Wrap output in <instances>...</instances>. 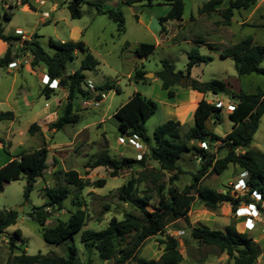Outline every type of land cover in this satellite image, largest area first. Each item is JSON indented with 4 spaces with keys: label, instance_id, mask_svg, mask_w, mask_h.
<instances>
[{
    "label": "rangeland",
    "instance_id": "obj_1",
    "mask_svg": "<svg viewBox=\"0 0 264 264\" xmlns=\"http://www.w3.org/2000/svg\"><path fill=\"white\" fill-rule=\"evenodd\" d=\"M182 1L184 10L181 20L160 24L159 17L165 15L169 6L157 2L151 5L144 2L126 5L123 0H85L79 7L80 17L72 19L67 8L69 0H44L43 5L33 3L32 0L34 8L28 11L22 10L21 5H17L15 0H0V25L4 33L16 32V35H20L18 34L20 32L28 38L23 40H36L49 53L53 51L48 43L50 39L54 42L81 40L86 50L99 62L95 69L83 71L84 88H87V84L99 86L105 82H113L120 89L119 92L113 89L102 92V98L97 100L98 106H86L83 104V98L77 96L73 100L72 112L77 113L78 121L66 124L59 130L49 129L48 124L61 114L67 101L66 89L57 87L53 89L50 98H45L40 91L43 86L40 76L45 72L44 65L39 63L31 67L30 50L22 48L25 45L22 42L12 43V53L16 54L14 60H17L19 65L14 68L0 65V112L9 110L14 114L8 134H5L8 121H0L2 139L0 165L6 163L11 155H15L18 151L33 150L43 144L47 145L48 155L44 176L36 179L27 200L22 194L24 177L6 183L0 192V209H12L18 213L16 222L0 234V264H4L7 260L12 261L13 256L17 254V250L10 249L7 242V237L15 228L21 230L20 242L27 254L39 252L57 258L64 254L65 245L45 242L39 225L28 215L33 206H39L46 200L44 186H54L56 182L64 183L62 174H54L56 171L75 169L79 177L89 182L99 178L106 179L101 187L87 185L77 193L81 208L86 213L82 229H102L111 217L120 219L123 212L128 210H134L139 214L130 203L118 197L117 188L130 177L137 180V195L150 196V204L157 202L156 186L164 185L165 193L169 186H176L178 190H182L193 182L192 175L198 172L201 161L196 151L185 152L178 161V168L173 171L159 169L158 164L151 159L146 160L145 167L133 165L131 168L121 170L115 177L109 176L107 168H89L85 165L104 149L116 158L125 156L138 159L139 154L148 152V145L140 140L134 139L143 146L138 150L134 144L127 142L128 137L120 136L117 131V120L113 116L114 111L136 91L157 104L155 112L144 124L145 133L151 144H153L154 129L167 119H177L181 124L182 132L193 125V112L202 94L188 86L174 85L170 88L174 95L169 97L166 90L161 87L160 81L154 77V73L161 69V60H169L176 69H184L188 60L187 53L195 47L200 54L211 56L212 60L194 65L190 72L191 77L201 82L212 78L221 79L235 92L254 93L258 89L264 92V76L255 73L238 75L232 60L219 55L220 50L230 47L248 35L253 38V42L264 44V28L258 26L264 19V0H258L247 10L235 11L229 25L223 24L220 9L207 14L197 12L198 7L206 0ZM89 2L99 3L102 9L121 10L124 31L118 32L116 23L105 14L96 13V6ZM4 11L10 13L8 20L2 16ZM43 11L49 13L48 18L42 17ZM16 27L21 31H15ZM161 27L164 32L160 34ZM143 42L154 44L153 50L144 57L135 56L134 48ZM206 42L215 44L219 49L208 48L203 45ZM7 45L0 39V58ZM82 56V52H76L74 58L66 62L65 73L77 69ZM261 64L264 65V61ZM135 68L146 72L145 81L134 80ZM20 87L24 93L20 92ZM91 92L97 93L93 89ZM205 99L208 102L216 100L221 103V121L215 122L210 118L207 125L212 132L222 137L231 129V121L227 113L230 110L228 104L232 103L224 94L206 93ZM90 100L92 103L95 101L93 97ZM33 122L39 125V130L30 134L28 127ZM209 144V146L203 145L208 152L216 157L225 155L226 148H218L220 141L213 140ZM250 147L264 152V113L260 117ZM174 175L176 177H173ZM242 176L238 168L229 165L220 174H204L197 185L236 196L241 192L236 189L235 184ZM171 177L174 179L171 180ZM75 193L76 190L73 189L61 209L48 207L50 217L46 220V227L53 226L57 219L66 220L75 210L76 207L70 201ZM192 194L194 198L190 202L187 219L168 216L162 233L153 235L144 242L138 253L139 257L158 259L163 248V244H160L158 239L171 235L177 239L178 249L182 255V260L178 264L227 262L228 256L224 252L220 253L214 246L191 238L188 226L203 224L211 229L224 230L226 225L234 224L239 231H243L240 224L242 218L235 215L229 203L222 202L216 208L210 209L197 199L196 193ZM243 206L245 204L241 203L238 207ZM146 208L151 210L152 206L148 205ZM82 229L74 234L72 240L78 250L80 261L83 264L88 262L109 264L110 261H101L96 252H88L84 248L80 241ZM247 233L252 236L260 249V256L255 264H264V232L255 228ZM127 264L135 263L130 261Z\"/></svg>",
    "mask_w": 264,
    "mask_h": 264
},
{
    "label": "trees",
    "instance_id": "obj_2",
    "mask_svg": "<svg viewBox=\"0 0 264 264\" xmlns=\"http://www.w3.org/2000/svg\"><path fill=\"white\" fill-rule=\"evenodd\" d=\"M123 1L126 5L136 2H144L147 5L154 2L168 5L169 8L165 15L159 17L160 24L166 21H180L184 10L182 0ZM84 2L85 0H69L67 8L72 19L80 17L79 7ZM255 2L256 0H206L198 7L197 12L207 14L220 9L219 13L223 23L229 24L235 11L248 9ZM20 3L29 4L28 0H21ZM89 4L96 6V13L105 14L113 20L118 32L124 31V18L121 10L102 9L97 2H89ZM29 7L32 8L30 4ZM2 16L7 20L10 18L7 12H4ZM258 26L264 28V19ZM159 32L160 34L164 32L163 27L159 29ZM0 39L8 44L0 58V65L6 66L16 57V54L12 53V43L14 41L19 43L22 40L19 35L4 33L1 25ZM24 41L26 44L22 48H28L32 54L31 67L39 63L43 64L49 78L57 79V87L66 89L67 101L61 114L48 124L49 129L59 130L66 124L78 121L77 113L72 112L73 100L77 96L82 97L83 100H89L92 97L99 100L104 91L112 89L116 92L120 91L113 82H105L99 86L93 85V90L97 91L95 94L91 92L92 88L88 84L87 88H84L83 71L95 69L99 62L86 50L85 44L81 40L54 42L50 39L48 43L53 48L52 53L45 51L36 40ZM203 45L215 50L219 49L210 42L203 43ZM153 48L154 44L152 43H139L134 48L133 54L144 57ZM75 51L83 53L79 67L70 73H65V64L74 58ZM219 55L232 60L238 75L255 73L264 76V65L261 64L264 61V44L254 43L250 35L230 47L220 50ZM187 57L184 69H176V66L169 60H161V69L154 73V77L160 81L161 87L166 90L169 97L174 95L170 89L174 85L188 86L202 94L193 112V125L182 132L181 124L177 119H167L154 129L153 144H151L145 133L144 124L155 112L157 104L136 91L114 111L113 116L117 120V131L120 136L135 137L148 145V152L141 155L139 159L125 156L116 158L109 155L104 149L85 165L89 168H107L109 176L115 177L121 170L131 168L133 165L143 168L146 165V160L151 159L158 164L159 169L173 171L178 168V161L182 159L185 152L196 151L201 161L198 172L192 175L193 182L182 190H178L176 186H169L165 193L164 185L156 186L158 199L155 204H150V196L137 195V180L130 177L117 188L118 197L130 203L139 214L134 210H128L123 212L120 219L111 217L102 229H82L86 213L81 208L77 193L87 185L101 187L105 184L106 179L99 178L89 182L79 177L75 169L56 171L54 174H62L64 183L56 182L54 186H44L43 192L46 200L39 206H33L28 215L39 225L41 236L45 242L65 245L64 254L58 258L42 255L39 252L27 254L21 246V230L15 228L7 237V242L10 249L17 250V254L13 256L12 261L7 260L4 264H83L78 257V250L72 243L74 234L81 229L80 241L84 248L88 252H96L101 261H110L109 264H127L130 261L135 264H178L182 260V255L178 249L177 239L171 235H165L164 238L158 239V242L163 244L158 259L139 257L138 253L147 239L162 233L168 216L187 219L190 202L194 198L192 193H196L197 199L207 208L214 209L219 203L226 202L230 204L233 211L241 203L254 202L251 197L252 192L259 193L260 197L264 199V152L250 147L260 117L264 113V92L261 89L254 93L235 92L226 82L217 78L201 82L191 77V69L194 65L211 61L212 57L200 54L198 48L195 47L188 51ZM145 73L143 69L135 68L134 80L145 81ZM41 92L45 98H49L53 89L43 86ZM206 93L224 94L232 103V108L227 113L228 119L231 121V129L222 137L212 132L207 125L210 118L215 122L221 121L222 107L216 106L215 102H208L205 99ZM13 118L12 111L0 112V121L13 120ZM37 130H39V125L36 122L31 123L28 127L30 134ZM213 140L220 141L219 149L226 148L225 155L216 157L203 146L204 144L209 146L210 141ZM0 141H2L1 138ZM47 155L46 144L33 150L19 151L13 155L0 167V192L6 183L24 177L25 185L22 194L23 198L27 200L36 179L44 176ZM229 165L238 168L245 177L247 190L243 195L233 196L228 192H217L211 187L197 185L204 174H220ZM151 174L157 177L155 173L151 172ZM172 179L174 178L171 177ZM73 189L76 190V193L70 201L76 207L75 210L66 220L57 219L53 226L46 227V220L50 217L48 207L61 209L63 202L71 196ZM148 205L152 206L151 210L146 208ZM17 216L16 210L0 209V234L16 222ZM188 232L189 236L198 242L214 246L220 253L224 252L228 256L225 264H255L260 256V249L253 241L252 236L247 231H239L234 224L226 225L224 230L211 229L203 224L189 225ZM67 241H70L71 244Z\"/></svg>",
    "mask_w": 264,
    "mask_h": 264
},
{
    "label": "built area",
    "instance_id": "obj_3",
    "mask_svg": "<svg viewBox=\"0 0 264 264\" xmlns=\"http://www.w3.org/2000/svg\"><path fill=\"white\" fill-rule=\"evenodd\" d=\"M55 1H57V0H55ZM36 2L39 5L44 4V0H36ZM15 3H17V1ZM41 14H42V17H44V18L49 17V13L47 11H43ZM18 34H22V33L18 32ZM18 65H19V62H17V60H13V61L7 63L6 66H7V68H14V67H17ZM40 82L43 86H47V87L52 88V89L57 88V79H50L49 76L45 72H43L41 74ZM89 86L93 89L92 85H89ZM214 102H215L216 106H221L220 101L214 100ZM83 104L86 106H98L99 102L97 100H95L92 103L91 100L89 99V100H83ZM228 106H229V109L232 108L231 104H228ZM134 139H136V138L135 137L127 138V142H131L132 144H134V146L138 150L142 149L143 148L142 144L135 141ZM138 156H139L138 157V159H139L141 157V154H139ZM235 187L237 190H239L241 192V194H239V195H243L245 193V191L247 190V185L245 183L244 175L238 179L237 183L235 184ZM251 197L254 199V202L247 203L243 207H237L235 209V215L242 218L240 220V224L242 226L243 231H250V230H253L256 228L257 230L264 232V199H262L260 197V194L257 192H252ZM257 203H258V205H257Z\"/></svg>",
    "mask_w": 264,
    "mask_h": 264
},
{
    "label": "crops",
    "instance_id": "obj_4",
    "mask_svg": "<svg viewBox=\"0 0 264 264\" xmlns=\"http://www.w3.org/2000/svg\"><path fill=\"white\" fill-rule=\"evenodd\" d=\"M15 1H17V3H16L17 5H19V4L21 5L20 7H21L22 10H26V11H28L29 9H31V8L29 7V4L32 6V8H34L33 3H37L36 0H33V3H32V0H28L29 4H28V3H26V4H21V3H20L21 0H15ZM257 1H258V0H256V2H257ZM256 2H255V3H256ZM10 3H12V2H10ZM11 5H12V4H11ZM241 10H247V9H241ZM241 10H239V11H241ZM4 12H7V11H4ZM7 13H9V12H7ZM9 15H10V13H9ZM232 17H233V16H232ZM42 21H43V20L41 19V22H42ZM223 24H225V23H223ZM225 25H229V24H225ZM15 31H21V30H20L19 27H16V28H15ZM6 34H8V33H6ZM13 34L16 35V32H14ZM19 36H20V38H21V40H22V41H21L22 43L24 42V40H23L24 38H25V39H28L24 34H22V35L20 34ZM252 40H253V38H252ZM254 43H255V42H254ZM259 44H261V43H259ZM76 52H78V51H75V54H76ZM29 63H30V62H29ZM42 88H43V86H41V89H42ZM41 89H40V91H41ZM20 92H23V93H24V91L21 89V87H20ZM50 96H51V95H50ZM49 98H50V97H49ZM5 121H8V126L5 128V129H6L5 134H6V133L8 132L9 127L11 126V122H12V120H5ZM11 130H12V128H11ZM7 134H8V133H7ZM1 146H2V144L0 143V147H1ZM46 146H47V145H46ZM18 152H19V151H18ZM18 152H17V153H18ZM15 154H16V153H15ZM12 156H13V155H11V157H10L7 161H9V160L12 158ZM4 164H5V162H4L3 164H1L0 167H1L2 165H4Z\"/></svg>",
    "mask_w": 264,
    "mask_h": 264
},
{
    "label": "water",
    "instance_id": "obj_5",
    "mask_svg": "<svg viewBox=\"0 0 264 264\" xmlns=\"http://www.w3.org/2000/svg\"><path fill=\"white\" fill-rule=\"evenodd\" d=\"M23 44H26V42L24 41ZM147 75V74H146ZM152 75V74H151Z\"/></svg>",
    "mask_w": 264,
    "mask_h": 264
}]
</instances>
